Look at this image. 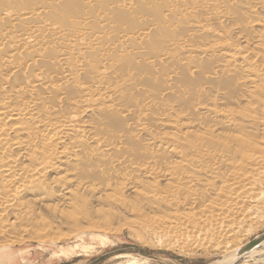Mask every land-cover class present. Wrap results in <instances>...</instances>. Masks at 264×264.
Here are the masks:
<instances>
[{
  "label": "bare ground",
  "instance_id": "1",
  "mask_svg": "<svg viewBox=\"0 0 264 264\" xmlns=\"http://www.w3.org/2000/svg\"><path fill=\"white\" fill-rule=\"evenodd\" d=\"M263 222L264 0H0V241Z\"/></svg>",
  "mask_w": 264,
  "mask_h": 264
},
{
  "label": "rangeland",
  "instance_id": "2",
  "mask_svg": "<svg viewBox=\"0 0 264 264\" xmlns=\"http://www.w3.org/2000/svg\"><path fill=\"white\" fill-rule=\"evenodd\" d=\"M62 226L63 224H60L55 227L51 233L52 238L46 236L48 239L43 237V240H39V237H36V240L24 235L29 237H24V240L22 237L21 240L12 238L14 242L8 240L10 244L8 241V243L0 241V244L9 246L7 251L2 252L0 264H211L222 259L226 253L215 249L211 243L208 246L180 252L174 247L164 246L150 236L144 235L140 238V235L130 234L131 231L124 228L125 226L119 228L120 230L117 228L120 232L114 228L112 229L117 232L112 229H107L112 232L99 229V233L93 236L79 238L75 231V234L73 231L68 232L66 228L63 229L65 225ZM60 227L62 229H59ZM262 233L264 222L251 228L243 237L244 243ZM57 235L59 240L56 239ZM230 241L233 244L234 240ZM256 251L234 264H264V247Z\"/></svg>",
  "mask_w": 264,
  "mask_h": 264
},
{
  "label": "water",
  "instance_id": "3",
  "mask_svg": "<svg viewBox=\"0 0 264 264\" xmlns=\"http://www.w3.org/2000/svg\"><path fill=\"white\" fill-rule=\"evenodd\" d=\"M263 241H264V233H262L260 235H257L256 237H254L253 239H251L250 241H248L247 243L242 245L237 250V252L235 254V257H234V260L230 259V260L224 262V264H234L239 259H241L245 253L249 252L254 247H256L257 245L261 244Z\"/></svg>",
  "mask_w": 264,
  "mask_h": 264
}]
</instances>
